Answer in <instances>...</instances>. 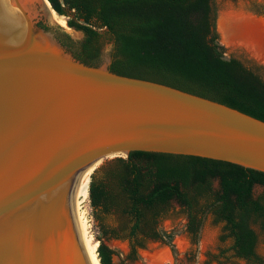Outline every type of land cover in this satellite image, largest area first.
<instances>
[{"label":"water","instance_id":"95a60500","mask_svg":"<svg viewBox=\"0 0 264 264\" xmlns=\"http://www.w3.org/2000/svg\"><path fill=\"white\" fill-rule=\"evenodd\" d=\"M50 17L44 0H0V264H89L69 197L108 159L164 153L264 173V121L112 72L110 55L83 63Z\"/></svg>","mask_w":264,"mask_h":264},{"label":"trees","instance_id":"16d2710c","mask_svg":"<svg viewBox=\"0 0 264 264\" xmlns=\"http://www.w3.org/2000/svg\"><path fill=\"white\" fill-rule=\"evenodd\" d=\"M46 1L67 18L69 28L84 35L75 43L61 34L81 62L96 64L101 47L109 43L110 71L163 83L264 121V82L238 59L223 57L212 0ZM89 199L97 221L98 213L112 210L125 217L119 235L128 239L132 256L148 240H165L157 224L175 203L186 214L191 246L197 245L202 222L210 215L222 224L220 241L230 242L214 257L224 259L218 264H264L255 251L258 237L264 240L262 172L195 156L131 152L94 170ZM97 254L100 264H111L113 251L103 242Z\"/></svg>","mask_w":264,"mask_h":264},{"label":"rangeland","instance_id":"374dc122","mask_svg":"<svg viewBox=\"0 0 264 264\" xmlns=\"http://www.w3.org/2000/svg\"><path fill=\"white\" fill-rule=\"evenodd\" d=\"M212 7L215 13L217 43L222 48L223 57L238 59L264 82V0H212ZM58 18L60 22H65L63 26L59 24L55 26L60 34L67 33L75 43L83 40L84 35L81 32L73 33L68 29L66 17ZM223 26L231 33L230 38L236 42L224 41ZM107 55L111 56L109 43L101 47L96 64L102 63ZM110 160L112 159L104 162ZM87 204L86 216L91 233L97 245L103 242L113 251L112 264H207V262L218 264L217 261H224L223 258L214 257L218 256L220 250L227 247L230 242L229 240L224 243L220 241L222 224H215L210 215H206L202 222L197 245L191 246L185 232L186 214L177 204L172 203L169 216L157 224V230L165 237V240H148L145 248L138 249L136 255L132 256L128 239L119 235L120 228L127 222L125 217L120 212L112 210L108 214L98 213L99 221H97L89 198ZM99 224L104 226L103 231ZM112 230L116 233L113 234ZM256 231L258 232L257 228ZM116 234L119 237L116 238L114 236ZM194 249L196 251L192 255L191 250ZM255 251L264 259V240L261 236L258 237ZM228 264H246V262L230 260Z\"/></svg>","mask_w":264,"mask_h":264},{"label":"bare ground","instance_id":"6f19581e","mask_svg":"<svg viewBox=\"0 0 264 264\" xmlns=\"http://www.w3.org/2000/svg\"><path fill=\"white\" fill-rule=\"evenodd\" d=\"M6 2L10 3V0H5ZM46 3L49 11H50V24L56 25L59 24L63 26L65 22H60L58 19L59 15L56 14V12L49 7L48 3L46 0H44ZM13 9H15L18 13V9L11 6ZM230 25V24H229ZM71 31H73L71 28H68ZM222 31H224V41L227 43H234L236 42L235 40H232L230 38L231 33L226 29L225 26L222 27ZM73 33H77L73 31ZM73 35V34H72ZM73 37H76V35H73ZM97 164L92 166L90 168L89 174L83 182L75 183L69 197V202L71 206V211L72 215L74 217V220L76 222L77 230L80 235V239L82 241L84 250L86 252L89 264H100L99 259H98V254H97V248L98 245L94 239L93 234L91 233L90 227L88 225V220H87V202L89 198V183H90V177L92 173L94 172V169L96 168ZM99 244V243H98Z\"/></svg>","mask_w":264,"mask_h":264}]
</instances>
